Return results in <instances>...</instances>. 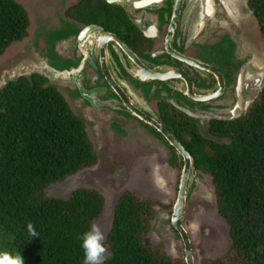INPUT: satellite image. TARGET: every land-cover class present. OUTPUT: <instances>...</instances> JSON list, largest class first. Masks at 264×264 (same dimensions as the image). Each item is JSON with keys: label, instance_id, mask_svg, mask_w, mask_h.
<instances>
[{"label": "trees", "instance_id": "1", "mask_svg": "<svg viewBox=\"0 0 264 264\" xmlns=\"http://www.w3.org/2000/svg\"><path fill=\"white\" fill-rule=\"evenodd\" d=\"M264 41V0H248ZM65 15L95 24L138 46L141 32L123 7L106 0H79ZM30 25L17 0H0V56L27 36ZM39 74L21 76L0 89V251L20 253L24 264H84L82 241L104 210L95 189L55 196L48 188L98 162L85 123L55 86ZM162 116L194 160L209 175L219 215L229 226L231 246L202 264H264V84L241 115L213 119L209 133L178 120L163 104ZM158 202L125 191L117 200L104 241V264H185L170 257L148 234ZM31 222L37 232L29 234Z\"/></svg>", "mask_w": 264, "mask_h": 264}, {"label": "flooded vegetation", "instance_id": "2", "mask_svg": "<svg viewBox=\"0 0 264 264\" xmlns=\"http://www.w3.org/2000/svg\"><path fill=\"white\" fill-rule=\"evenodd\" d=\"M116 1L130 8L133 19L144 30L142 32L134 25L141 32L138 46L127 44L114 33L126 49L109 40L102 50L96 38L101 36L99 33L82 36V28L88 25H81L65 15L67 20L62 26L57 25L46 32L37 30L34 45L46 49L42 55L37 50V55L48 65L56 59L59 61L60 64H50L54 72L48 66L51 81L65 87V95L56 89L67 103L81 101L80 111L74 113L82 118L86 127L94 123V116H100V123L110 127L109 133L103 134L105 139L141 132L146 143L151 135L168 149L171 155L168 165L181 169L177 188V180L174 182L177 199L184 157L155 127V124L160 125L180 143L173 127L162 116L163 104L171 108L168 112L178 120L188 121L199 128L203 124L201 117L210 124L216 117L225 120L241 115L253 102L250 99H253L264 70L263 41L251 35V28L247 29L248 34L240 30V18L234 15L232 0L230 6L228 0ZM227 14L235 18L231 20ZM218 17H224V21L219 22ZM56 21L59 22L60 18L57 17ZM232 24L239 27L235 35L232 33L234 27L231 31ZM217 32L221 34L217 36ZM95 106V111L89 110ZM85 117L89 118V124ZM189 183L187 179L186 195ZM186 201L187 197L179 219L180 229L186 236L172 222L175 203L161 205L166 212L159 217L168 223V228L176 233L181 243L183 258H174L188 264L186 237L192 262L196 264L190 225L187 228L184 223ZM155 219L156 212L152 225Z\"/></svg>", "mask_w": 264, "mask_h": 264}, {"label": "rangeland", "instance_id": "3", "mask_svg": "<svg viewBox=\"0 0 264 264\" xmlns=\"http://www.w3.org/2000/svg\"><path fill=\"white\" fill-rule=\"evenodd\" d=\"M17 1L27 10L30 25L27 36L20 42L12 43L6 52L0 56V86L9 79L15 78L19 74L18 72H31L34 67L36 68L38 65L36 64L38 60L37 50H40V55H42L46 49L35 47V33L40 29H44L43 32H46L57 25L62 26V22L67 20L65 11L79 0ZM228 6H230V0H228ZM239 6H243L242 2L232 0L231 7L234 15L240 18L238 21L241 24L239 26L240 30L246 32L248 28H251V35L262 40L257 20L251 14L252 11L247 8L241 10ZM126 7L130 10L128 6ZM57 17L60 18L59 22L56 21ZM217 20L222 22L224 17H218ZM233 27L234 31L232 33L235 35V33H238L239 27L232 24L231 31ZM84 29L85 27L82 28L81 33ZM220 34L217 32V36ZM260 39H257V42L261 43ZM262 45H264V41ZM262 59L264 61L263 57ZM55 61L53 63L60 64L57 59ZM53 63L50 62L52 66ZM38 66L40 67V65ZM16 67L17 69H15ZM58 85H55L56 88L65 95V87ZM68 104L76 113V111H80L79 105L82 103L77 101ZM96 108L97 106L89 110L95 111ZM93 118L94 123L89 124V118L85 117L89 124L86 130L97 152L98 162L94 166L68 177L63 183L51 185L48 188V193L66 197L76 188H96L103 195L105 204H107L104 206L105 212L98 220L101 229L105 233V239L111 227L115 203L123 192L130 190L141 197L153 199L158 204L154 206L156 219L148 234L149 242L153 245H162L165 253L170 257L182 259L181 243L177 239L176 233L172 232L168 228V223L159 217L163 212H166L161 205L166 206L176 201L173 190L175 186V188L178 186L181 169L178 166L170 168L168 165L170 160L169 151L155 138L152 141L148 140L149 142L146 143L141 132H139L131 135L126 134L124 137L114 135L112 140L105 139L103 134H108L110 127L106 123H100V116H94ZM93 118H91L92 121ZM201 119L203 121V124H201L202 130L207 132V119L204 120V117H201ZM208 137L214 139L211 135H208ZM175 180H177V184L174 186ZM188 187L189 193L187 195L184 223L187 224V228L190 225L189 230L192 234L193 246H195L194 253L197 257L196 264H201L202 260L208 262L224 256L231 245V239L228 235V225L218 214L210 176L195 171ZM204 230H207L206 234H204Z\"/></svg>", "mask_w": 264, "mask_h": 264}, {"label": "water", "instance_id": "4", "mask_svg": "<svg viewBox=\"0 0 264 264\" xmlns=\"http://www.w3.org/2000/svg\"><path fill=\"white\" fill-rule=\"evenodd\" d=\"M106 1L109 4L118 5V6L123 7L124 10L126 11V14H127L128 18H129V20L137 28H139L142 32L144 31L142 29V27L139 26V24L133 19L132 13L126 7L127 5L121 4V2H118L116 0H106ZM239 1L242 2V4H243L242 8L243 9H245V8L250 9L247 0H239ZM251 14H253V12H251ZM227 15H228V17L231 20H233L235 18V17L231 16V14H227ZM86 33H91L90 35H93L95 33H97V34L99 33L101 35V36H98L96 38H98V40H97L98 42L97 43L100 45V47L102 48V50H104L106 48L107 41H109V40H114V41L118 42L123 48H126V45L120 40V38L117 35H115L114 33L109 32V31H105L102 27H100L98 25H88L82 31L81 35L84 36V34H86ZM101 37H103V38H101ZM36 64H40V66H42L43 64H47V63L44 60H42L41 58L38 57V60L36 61ZM15 69H17V67ZM50 69H52L51 72H54V69L53 68L50 67ZM43 70L45 71L44 73L39 72V71H36V70H32L31 72H23V71H20V72H18L19 74L16 75L15 78L13 77V78L9 79L8 81H6L4 84H2L0 86V89L2 87H4L7 83H9L11 81H14V80H16L17 78H19L21 76L29 77L30 75L36 74V73L42 74L48 80V84L49 85H54L55 86L56 84L52 83V81H51V77H50L51 76L50 75L51 72H49L48 70H45V69H43ZM263 79H264V71H262L261 80L258 81V84L256 86V91H255V93H253V99H250V101L251 100L254 101V99L257 97L258 93L261 91V89L263 87V84H264L263 83ZM216 119H220V118H217L216 117ZM222 119H224V118H221L220 120H222ZM225 120H229V119H225ZM155 127L157 128V130L160 133H162L165 136V138L177 150V152L184 157V164L185 165H184V170L182 172L181 181H180V184H179V190H178V195H177L176 203L174 204V208H173L172 222H173L174 226L177 227L181 231L182 235H185V234H183L184 232H182V229H180L179 219L181 218V216L183 214V211H184V207H185V194H186L185 193V186H186L187 179L189 178V176L191 178L192 175H193L192 172L194 170V160H193V157L189 154V152H187L184 149V147L171 134H169L163 127H161L160 125H157V124H155ZM206 128H208V124L206 125ZM201 129H202V127H201ZM149 136L148 137L150 138V141H152V139L154 137L151 136V135H149ZM95 153L97 154L96 151H95ZM80 188H86V187H80ZM87 188L94 189L92 187H87ZM95 190H97V189L95 188ZM214 196H215V194H214ZM105 205H107V204H105V199H104V206ZM216 208H217V206H216ZM104 210H103V213L105 212ZM184 242H185V245H186L185 247H186L187 256H188L187 257V262H188V264H193L192 258L190 256V246H189V242H188V239L186 237H184Z\"/></svg>", "mask_w": 264, "mask_h": 264}, {"label": "clouds", "instance_id": "5", "mask_svg": "<svg viewBox=\"0 0 264 264\" xmlns=\"http://www.w3.org/2000/svg\"><path fill=\"white\" fill-rule=\"evenodd\" d=\"M198 130H199L200 134L203 135L205 138L212 139V138L208 137V135H211L209 133V124H208V128H207V132H203V130L199 127H198ZM169 157H171L170 154H169ZM194 172H195V169L193 170L192 173H194ZM188 179L191 180L190 176ZM77 189H79V188H77ZM128 191H130V190H128ZM213 192H214V190H213ZM185 193H186V191H185ZM120 196L118 197V199L120 198ZM186 197H187V195L185 194V200H186ZM116 203H117V201H116ZM116 203H115V206H116ZM112 219H113V215H112ZM111 224H112V222H111ZM27 229H28V232L30 235H32V236L37 235L35 227L31 222H29L27 224ZM228 235H229V226H228ZM229 237H230V235H229ZM78 239H80L82 241L81 247H82L83 252H84V264H104L108 249L104 243L105 233L101 229L99 223L96 220H93L91 222L89 230L84 232L80 237H78ZM230 239H231V237H230ZM0 264H24V259L20 253L13 254L9 251H0Z\"/></svg>", "mask_w": 264, "mask_h": 264}, {"label": "bare ground", "instance_id": "6", "mask_svg": "<svg viewBox=\"0 0 264 264\" xmlns=\"http://www.w3.org/2000/svg\"><path fill=\"white\" fill-rule=\"evenodd\" d=\"M229 8H230V7H229ZM231 8H232V7H231ZM139 26H140V25H139ZM125 49H126V48H125ZM127 51H128L129 54H131L130 51H129L128 49H127ZM131 55H132V54H131ZM43 69L49 71L48 65L42 66V68H40V67L37 65L36 68L34 67L33 70H36V71H39V72L44 73L45 71H44ZM171 73H175V72H171ZM175 74H178V73H175ZM158 77H160V76L158 75Z\"/></svg>", "mask_w": 264, "mask_h": 264}]
</instances>
